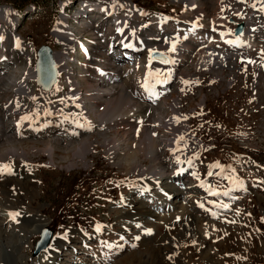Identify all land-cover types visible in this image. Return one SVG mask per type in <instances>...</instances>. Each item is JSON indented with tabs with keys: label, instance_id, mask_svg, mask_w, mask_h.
<instances>
[{
	"label": "rangeland",
	"instance_id": "rangeland-1",
	"mask_svg": "<svg viewBox=\"0 0 264 264\" xmlns=\"http://www.w3.org/2000/svg\"><path fill=\"white\" fill-rule=\"evenodd\" d=\"M224 1L227 10L220 9L217 0H194L196 5L203 2L207 8L206 15L198 20L201 24L197 31L199 33L195 32L191 37L186 35L187 38L181 37L182 33H179L174 39L178 43L189 41L195 45L196 50L193 48L184 51L183 61L176 66L177 79L163 98L154 105H149L141 99L143 95L139 89L140 84L136 85V73L139 75L142 71V68H137V64H145L144 51L146 54L150 47H157L168 56L172 52L169 46L166 45L167 48L163 44L167 38L168 43H171V38L162 37L156 41L155 38L169 36L170 31L176 32L175 23L180 25L193 20L192 10L183 0H100V3L111 2L110 7L113 2L118 4L119 14L113 21L117 33L119 28L115 21L122 19L125 14L128 15L125 18L129 19L131 16L125 6L137 17L140 14L135 8L145 7L149 10L145 22L131 17L129 22L134 26L128 23V28H133L132 31H135V26L138 27L139 33L136 30V34L141 43H125L143 49L139 53V59L135 56L137 60L134 61L130 60V56L128 60L119 54V46L128 45L121 40L125 33L118 35V41L110 20H104L103 13L95 10L93 15L98 18L89 27L81 26V22L76 23L79 19L75 15L87 10L83 8L81 0H47L42 6L36 2L28 3V0H0V11L8 13V25L0 19V32L15 37L19 41L18 49L25 50L21 55L20 51L13 48L14 56L10 53V59L4 58L11 63L0 61V67L3 68L0 69V154L10 149L27 154L24 161L13 157L15 166L19 169L12 175L7 172L0 174V206L6 200V195L2 192L5 187L12 189L21 198L20 203H16L21 212L17 211L19 216H15L13 222L0 218V232L3 233L0 235V264H140L146 257L155 258L158 264H264V192L253 185L255 178L261 179L264 185V171L261 170L264 166V12L256 7L257 0ZM221 10L225 13L224 25L214 21ZM159 13L174 15L175 21L165 24L162 29L156 28L155 18ZM63 19L66 21V29L74 32L76 27L80 30L79 34L83 30L81 35L92 38L89 57L95 56L102 67L109 68L110 72L107 69V74L104 75L108 79L84 77L81 66L77 64V45L72 44L73 48L68 49V45L65 46L55 35L57 29L64 32V25L58 26L59 21L64 22ZM239 24H244L246 31L239 39L252 41L247 49L243 47L232 50L222 47L220 43H211L212 47L228 54L227 61L222 66L209 70L195 68V53L210 42L203 32L209 34L208 29L215 26L234 33ZM79 34L74 33L76 36ZM107 42H110L109 48L113 46L112 49L107 50ZM42 45L58 52H62V46L67 48V54L63 51L62 59L71 69L69 76H74L76 81L73 77L72 79L83 90H87L86 94L92 98L91 101L85 100V94L81 95L82 112L93 127L90 131L77 129L73 121L56 115H53L54 126L44 134L34 135L16 126L22 114L30 113L33 106L30 99L26 98L22 101L26 110L16 111V107L21 105L15 104L13 88L27 68L34 69L36 52ZM122 52L129 53L125 50ZM240 56L243 58H239ZM80 59L84 62L82 56ZM149 69L146 67L143 73L149 72ZM181 74L185 75L183 79L180 78ZM144 79L145 77L142 80ZM112 81L114 84L110 85L114 87V91L118 88L117 84L121 85L124 96L134 101L135 85L137 93L141 92L140 96L137 94L139 101L136 102L141 106V114L145 115L142 129L131 123L115 127L112 121L100 125L98 115L103 113L105 107L120 104L116 95L109 96L111 86L106 84ZM61 84V89H57L52 98L46 99L53 106H64L62 100L68 92L65 73ZM27 85L33 96L40 94L41 90L34 79L29 80ZM158 90L159 93L162 92L161 87ZM39 98L46 104L42 96ZM173 103L178 104L177 110L183 117L180 125L187 127L188 136L198 139L203 146L185 142L183 149L188 152H185V159L191 161L186 176L182 177L185 174L179 171L181 174L171 176L168 183L156 180L157 183H164V186L166 184L162 188L176 189L170 193L169 200L163 201L159 190L154 189L145 196L140 194V175L134 174L131 168L135 162L143 168L151 166V156L145 150L138 151L144 135L151 133L155 134L152 137L157 143L158 162L162 163L167 174H173L175 160L163 146V139H170L173 134L167 129L152 125L158 116L165 119L171 115ZM69 108L75 109L76 106L70 105ZM46 116L48 115L44 118ZM81 140L92 145L82 160L74 156L76 145ZM107 142L116 144L118 151L111 152L114 156L108 151ZM47 143L53 147L51 154L44 152ZM226 174L232 175L240 183L245 179V187L240 190L236 188L237 182ZM210 184L219 194H207L206 197L205 193H209L207 189H210L206 186L210 187ZM206 199L222 205L214 207L207 203V210L220 213L217 218H210L205 209L195 206V202L201 204L196 200ZM129 201H134L136 206H143L149 211L150 216L141 217V224L134 222V217L123 218ZM160 205L162 209L167 206L168 212H160ZM181 206H185L186 211L180 217ZM25 209L30 210L32 215L24 213ZM68 212L71 214L65 218ZM1 215L0 213V217ZM38 220L47 224L54 233L47 247L34 256L32 252L35 243L41 230L47 226L27 234L19 233V228H25L27 224L35 226ZM193 220L196 223L194 222L192 233L200 235L203 243L206 242L203 245L204 251L196 246L193 235L188 236L181 244L179 241L178 247L175 246L174 240L182 232L184 223ZM208 222L213 223L212 228L215 229L208 228L205 232H198L197 227L207 225ZM98 227L101 232L97 231ZM149 229L154 231L149 232ZM103 236L106 238L104 241ZM135 237L139 242L135 241Z\"/></svg>",
	"mask_w": 264,
	"mask_h": 264
},
{
	"label": "bare ground",
	"instance_id": "bare-ground-1",
	"mask_svg": "<svg viewBox=\"0 0 264 264\" xmlns=\"http://www.w3.org/2000/svg\"><path fill=\"white\" fill-rule=\"evenodd\" d=\"M217 1H218L219 6H220V9H222V8H224L225 10L228 9L224 0H217ZM183 2L186 3V6L187 7L189 6V8L192 10V13L194 16V18L193 17L192 18H193V22H195L193 25L196 26L197 25L196 22H198V20L200 18H203L206 15L207 8L204 7L205 3H203V2L198 3L197 2L198 4L196 5L195 4L196 2H194V0H183ZM117 5H118L117 3L113 2V5L110 7V9H112V10L118 9ZM1 8H3V7H1ZM5 9H7L10 13V10L8 8H5ZM134 10L136 11V9H134ZM6 14H8V13L3 11V10L0 11V19H3L4 24L8 25V20H7L8 17ZM138 14H140V13H138ZM224 14L225 13L223 12V10L219 11L215 16L214 21H216L218 23H223V25L226 24V22H225L226 19H225ZM127 20H129V19L128 18H122V19H117L115 21V23L118 25L119 31L124 27L125 21H127ZM59 22H58V26L64 25V32L61 29H57V30H55L56 31L55 35L60 38V40L62 41V43L65 46L68 45L67 46L68 49L69 48L72 49L73 46H72L71 40L74 36V33H72L71 31L66 29V21L65 20H64L65 23L64 22L59 23ZM0 25L2 26L1 20H0ZM211 25H212V23H211ZM125 27L127 29L122 32V33H125V35L121 37V40H123L124 43H125V41L128 43H133V42L141 43V42H139V39H138V35H137L138 31L137 32L134 30L132 31L133 28H128L129 27L128 24ZM132 34H136V35H132ZM235 37L236 36L229 33L227 30L220 32V39L228 45H237V46L246 45L247 46L249 43L252 42V41H247L245 38L243 40H240L239 38H235ZM207 38H209V37H207ZM237 40H239V42H240L239 44L228 43V41H237ZM168 41H169V39L167 38L166 42L165 43L163 42V44H165V46L166 45L169 46L170 48H171L173 43H175V45H176V50L174 52L172 51L169 54V57L171 58V65L170 66L163 67L160 69L157 67H153L152 65H149L145 61L146 67H149L150 69H149V72L143 73L145 79L139 82V84H140L139 89L142 90L143 96L141 97V99L143 98L142 101H144L146 103H151V101H153L152 99H154V97L157 94H159L158 87L162 88L163 83H158L157 81H161L163 78H164V80H170V78H172L174 71L176 70V66L181 61H183V59H184V55H185L184 51H189V50H192L193 48L195 49V45L189 41L188 42L185 41L179 46L176 44V42L174 40H172L171 43L170 42L168 43ZM128 43H125V44H128ZM208 43L209 44H207L206 48L203 46L198 53H195L197 55V59H196L197 61L194 64L196 65L195 68H197L199 70L201 68H203V70L204 69L209 70L210 68H213L216 66H222L225 63V61H227V55H228L227 53H225L224 51H219V50L215 49L214 47H210L211 41ZM5 44L8 46H5ZM121 45H124V44H121ZM6 47L9 50L6 49ZM18 47H19V41L15 37H12L10 34L8 35V33L6 35H4L3 33L0 32V61L5 60V64H8L10 61L6 60L4 58H7V57L9 58L10 53L13 55L12 49L18 48ZM67 48L64 49V47H63V49L61 50L62 52L56 51L55 61L57 63L58 69H59V78H58L57 85L50 92L41 91L40 94H38L37 96L32 95V92L30 91V89L27 85L29 80L35 78V72H34V69L32 67L27 68V70L24 71V73L22 74L21 80L18 79L16 81V86L13 88V90H14L13 99L15 100V104L18 103L21 105V107H16L17 108L16 111L21 112L22 110H26L23 106V103H22V101L25 100L26 98L30 99L29 100L30 104H32L31 106H33V110H30V113L22 114V116L20 117L19 126H25V125L35 123L37 120H39L41 118L40 115L43 116L42 118H44L45 115H48V116L57 115L59 118L61 117V118L69 119L77 125H84V127H81V128L82 129L84 128L86 131L91 130L92 124L88 121L86 115L82 112V107H81L82 96L81 95H82V93L85 94V100L91 101L92 98H91V96H88L86 94L88 92L87 90H83L81 88V86L80 87L78 86L79 84L77 85V83L75 82L76 80H75L74 76H72V77L75 81L72 79V77L70 78L69 74H71V72H70V69L68 68V64H66L67 65V67H66L65 61L62 59V56L64 55L63 51H65V53L67 54V52H66ZM119 48H121V46H119ZM150 48H154L152 50H158L161 53L167 55L165 52L159 50L157 47H150ZM4 49H6V50L3 51V53H2V50H4ZM149 52L146 50L147 57H149ZM147 62H148V59H147ZM65 68H67V71H65L66 70ZM0 69H3V68L0 67ZM64 73H65L66 83L68 86V92L66 91L67 96L65 99L63 98L64 100H62L64 106H61L60 104L57 106H53L46 99L52 98L53 95L56 94V90L61 89V87H62L61 83H62ZM182 75L183 74L180 75L181 79H183L185 77V75L184 76H182ZM99 76L102 77V75H99ZM113 82L114 81L106 84V86L107 85L111 86V87L108 86L110 89L109 96L116 95L117 98H119V100H120L119 101L120 104L115 105L116 107H114V106H106L105 107V109L103 110V113H100L98 115V119L101 122L100 125H103L104 122L112 121L115 123L113 125L115 127L119 126L120 124L123 125L125 123H128V124L131 123V124H134V126L136 125L135 127H140L142 129V127H144V125L142 123L143 122L142 119L145 117V115H142L141 112L139 111V109H141V106H139V104L136 101L128 98V96H124V92H123L122 88L120 87L121 85L119 86L117 84L116 87H118V88H117V90L115 89V91H114V87L112 85H110V84H114ZM6 85L8 86V84H6ZM150 89H151V91H150ZM153 92H155L156 95H153ZM139 93H141V92H139ZM139 93H138V95H139ZM39 96L43 97V100L45 101L46 104H44L40 100ZM145 99H147V100H145ZM70 105H73V106L75 105L76 108L70 109L69 108ZM178 107L179 106L177 103H173V105L170 108L172 113L168 118H165V119L163 118L164 119L163 120L161 118V116H158L156 119L153 120L154 122L152 121L153 122L152 125L155 126L156 128L162 127L164 129L169 130L173 134V136L170 139H167L166 137L163 139V142H164L163 146H165V149H167L171 152V155H172V157L176 163V166H175L176 168L175 167L173 168L174 172L172 171L173 172L172 175L167 174L161 166L162 163L158 162L159 158H157V153H156L157 143H156V141H154L151 133H146V135H144V139H143L142 143L140 144V146L138 145V147H139L138 151H144L145 150L146 154L151 156V166L148 168H143L141 165L136 164V162L135 163L132 162L133 165H132L131 171L134 174L136 173V174L140 175L138 177V181H139L140 187L142 189L140 191V194H143L144 196L148 195V193H150L152 190L155 189V190H159L158 192L161 191L160 196L163 198V201L169 200L170 196H171L170 193H172L176 189L171 190L168 188H162V186H164V183L163 184L159 183V182L157 183L156 180H161L162 182H165V181L167 182L168 180H170L171 176H173L174 174L175 175L181 174V173H179V171L185 174V169H186V165H187L186 162L184 163V160L187 156V154L185 156V152H187V151L186 150L184 151V149H183V147H185V142H190V144L195 143V144H197L198 147L203 146L202 144H199L198 139L188 136V134H187L188 128L187 127L180 125V123L182 122L181 119L183 117L178 112V110H177ZM38 110H41V111H38ZM25 117H27L28 119H23ZM108 123H110V122H108ZM104 125H106V123ZM179 127L181 128L180 131L178 130ZM18 136H19V134H18ZM181 137H183V139H181ZM112 141H114V140H112ZM46 145H47V148L45 150L43 149L44 152H46V153L48 152V154H51L52 148H53L52 145L50 143H47ZM106 146L109 149L108 151H110V154H112V156H114L113 155L114 152L118 151L116 148L117 146L114 142H111V143L107 142ZM91 147H92V145L90 142H87L86 140L79 141L76 145V151L74 153V156L78 159H81V160L84 159L85 155L91 149ZM112 151H113V153H111ZM138 151H137V153H139ZM129 153H131V152H129ZM134 154H136V153H134ZM26 155L27 154L22 152V151H18L16 149H10V151H7L5 153L0 154V164L8 165L10 168L13 167V169L11 168V175H12V173H14L15 170L19 169V168H16V166H15L16 162L13 159L16 158L19 161H24ZM13 157H15V158H13ZM129 157H131L130 154H129ZM182 165H183V167H182ZM182 169H183V171H181ZM4 173H6V172H4ZM153 175H155V176H153ZM155 177H158V178H155ZM165 186H166V184H165ZM208 191H210V189H207V192ZM2 192L6 195V200L0 206V213L2 214L0 218L4 219L6 221H12L13 222L15 217H13L12 214L17 213V211L21 212V210H19L18 205L16 204L20 201L21 198L19 195H17L15 192H13V190L10 188L5 187V189ZM173 203L176 204L177 202H173ZM127 204H128L127 209L125 210V212H123L124 213L123 218L127 219L129 217L131 219L132 217H134V219H133L134 221L141 222V217L143 218L144 216H150L149 211H147L143 206H136L137 203H135L134 201H129V202H127ZM185 211L186 210H185V206H184L179 211L180 217H181V215L182 216L185 215V213H184ZM23 212L26 214H31L30 210H28V209H25ZM5 213H8V215ZM140 214H141V216H140ZM16 216H19V213ZM137 216H140V217H137ZM212 217H215V216L212 214ZM195 221L196 220H193L191 222L188 221V222L184 223V227H183L182 232L174 240L176 247L179 246V244L177 245V243H179V241L181 244V242L184 241V239L188 238V236H190V235H193V241L195 242L196 246H199L204 251L203 245L206 242L203 243V241L201 240V237H199L200 235L195 236V234L192 233L193 232V226H195L194 225ZM45 226H47V224L43 223L42 221L39 222V220H38V223L35 226L27 224V227L19 228V233H22V232L26 233V234L27 233H34V232H37L38 230L42 229ZM207 226H209V227H207ZM212 227H213V223L208 222L207 225L201 224L197 228H198V232H199V230H201V232L202 231L205 232L208 228L215 229ZM0 235L2 236L3 233L0 232ZM61 243L62 242L59 243V246ZM140 264H158V263H157V260L155 258L149 259L148 257H146V260L142 261Z\"/></svg>",
	"mask_w": 264,
	"mask_h": 264
},
{
	"label": "water",
	"instance_id": "water-1",
	"mask_svg": "<svg viewBox=\"0 0 264 264\" xmlns=\"http://www.w3.org/2000/svg\"><path fill=\"white\" fill-rule=\"evenodd\" d=\"M241 26L236 33L240 32ZM152 59L161 63H168V59L160 53L153 52ZM167 61V62H165ZM37 84L43 91H50L57 82L58 68L54 59V52L48 46H42L37 51V61L35 65ZM53 231L48 227L41 230L39 240L35 243L33 255L37 256L48 245Z\"/></svg>",
	"mask_w": 264,
	"mask_h": 264
},
{
	"label": "snow or ice",
	"instance_id": "snow-or-ice-1",
	"mask_svg": "<svg viewBox=\"0 0 264 264\" xmlns=\"http://www.w3.org/2000/svg\"><path fill=\"white\" fill-rule=\"evenodd\" d=\"M228 43L239 44L240 42H239V40H237V41H228ZM126 47H132V45H126ZM175 50H176V45H175V43H173L172 46H171V51L174 52ZM165 62H167V61H165ZM157 82L158 83H167V80H161V81H157ZM184 83H188V82L187 81H184ZM150 91H151V89H150ZM153 95H156V93L153 92ZM23 119H28V118L25 117ZM78 126L79 127H84V125H78ZM181 139H183V137H181ZM189 163H191V161H189ZM216 166L219 167V165H216ZM181 171H183V169ZM4 172H7V173L11 174V168L8 165H2V164H0V174H3ZM209 174L211 175V173H209ZM239 186L242 187V184H240ZM214 194H216V193H214ZM224 195H227V193H224ZM224 207H227V205H224ZM12 215H13V217H15L16 215H18V213H14ZM99 230L100 229L98 227L97 228V231H99Z\"/></svg>",
	"mask_w": 264,
	"mask_h": 264
},
{
	"label": "trees",
	"instance_id": "trees-1",
	"mask_svg": "<svg viewBox=\"0 0 264 264\" xmlns=\"http://www.w3.org/2000/svg\"><path fill=\"white\" fill-rule=\"evenodd\" d=\"M13 2H22L23 0H12ZM30 1V2H29ZM45 1H47V0H28V3H34V2H36V4H39V5H43L44 4V2ZM12 2V3H13ZM27 3V2H26ZM15 4V3H14ZM71 213L70 212H68L67 214H66V217L65 218H67L69 215H70Z\"/></svg>",
	"mask_w": 264,
	"mask_h": 264
}]
</instances>
